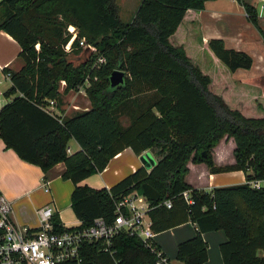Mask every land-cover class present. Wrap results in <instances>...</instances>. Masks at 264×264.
Masks as SVG:
<instances>
[{
  "label": "trees",
  "instance_id": "16d2710c",
  "mask_svg": "<svg viewBox=\"0 0 264 264\" xmlns=\"http://www.w3.org/2000/svg\"><path fill=\"white\" fill-rule=\"evenodd\" d=\"M239 1L264 44V16ZM204 2L140 0L125 22L116 0H0V30L17 41L22 61L18 70L4 69L10 85L3 95L11 99L0 107V139L37 165L44 179L56 164H64L60 177L73 183L70 200L78 227H89L97 217L110 221L117 199L138 190L152 206L148 215L154 232L186 221L196 226L195 235L177 245L176 259L184 264H204L202 233L219 229L226 235L219 245L223 264H264V187L250 185L264 178V94L232 78L235 70L252 66L248 53L202 35L201 46L196 45V11ZM69 25L77 35L67 52ZM81 38L94 54L73 63L69 53L80 51ZM100 56L105 61L98 64ZM115 68L126 77L123 85L111 88L108 76ZM86 80L88 109L69 116L45 109L50 99L58 108L62 95ZM224 136L235 143L234 163L216 165L212 148ZM70 139L79 149L68 154ZM125 148L136 155L150 150L156 162L108 189L79 183L104 170ZM190 161L205 163L210 173L242 170L246 181L195 189L185 180ZM185 190L191 203L182 196ZM52 221L61 230L56 213ZM112 250L83 243L82 264H156L155 253L135 236H116Z\"/></svg>",
  "mask_w": 264,
  "mask_h": 264
},
{
  "label": "crops",
  "instance_id": "0c3cea01",
  "mask_svg": "<svg viewBox=\"0 0 264 264\" xmlns=\"http://www.w3.org/2000/svg\"><path fill=\"white\" fill-rule=\"evenodd\" d=\"M207 1L205 0L204 8L200 11L202 23L203 19L207 20L203 23L202 37L205 40L220 38L224 41L226 48L248 53L253 59L252 66L249 69L239 68L233 74L235 78L244 82L259 83L264 94V56L260 54L261 51H264V44L258 32L247 20L242 2L227 0V6H224L223 2L213 0L214 8H210V12L205 14ZM242 1L254 6L259 15L264 16V0ZM219 21L224 23L218 30L214 24ZM19 52L20 46L17 41L7 32L0 30V107L11 99V97L7 98L3 95V91L10 85L8 74L4 69L18 70L22 66V61L18 57ZM253 52L258 53L260 58L258 63L255 61ZM63 86L64 84L61 83L60 90L63 89ZM74 92L75 95L72 97L68 93L62 95V103L57 108L60 115L69 116L75 111L89 108L90 102L87 96L78 91ZM78 95L86 96V98H81L84 103L83 107L76 101ZM68 96L70 98L67 102L65 97ZM121 121L126 124L127 119L121 117ZM68 146L72 147V152L79 149V145L73 139L68 141ZM226 147H229L228 154ZM234 147L235 143L232 138L225 136L220 139L218 144L212 148L214 163L216 165L233 164ZM146 151L150 150H145L142 153ZM141 154L136 155L130 148H125L109 160L104 170L88 176L79 183L97 189H108L141 166L150 170L152 165L144 166L139 158ZM152 157L154 156L152 155ZM154 160L156 161L155 158ZM187 166L189 171L185 180L195 189L208 191L213 187L242 184L246 181L245 173L242 170L210 173L207 165L203 162L193 163L190 161ZM63 169L62 162L56 164L49 170L47 179H44V173L37 165L19 158L12 149L5 148L0 139V193L10 202V217L14 224L36 228L39 225L37 209L50 205L63 226L75 227L79 225L80 221L71 208L70 196L73 183L60 177ZM154 233L153 241L166 256L169 264H184L176 259L177 245L193 237L196 233V226L192 222L186 221ZM202 237L207 244V260L204 264H223L219 250L220 243L226 240L223 230L207 231L202 233ZM259 254L261 255L262 251H259Z\"/></svg>",
  "mask_w": 264,
  "mask_h": 264
},
{
  "label": "built area",
  "instance_id": "2783aa9c",
  "mask_svg": "<svg viewBox=\"0 0 264 264\" xmlns=\"http://www.w3.org/2000/svg\"><path fill=\"white\" fill-rule=\"evenodd\" d=\"M67 30L70 38L64 45V50L69 52L77 29L69 25ZM79 46L90 48L84 38L79 40ZM104 61L102 56L97 59L98 64ZM61 83L64 84L63 81ZM87 86L88 80L76 91L86 95ZM45 109L58 113L56 101L53 99L48 100ZM66 152L72 153L69 146ZM250 185L254 188L264 187V178L252 180ZM182 196L188 203L192 202L189 190L183 191ZM163 204L170 207L169 200H165ZM151 208L144 195L138 190H132L117 199L110 221L97 217L89 227L76 226L71 229L59 222L61 230H56L52 221L53 208L45 205L37 209L39 225L31 228L14 224L10 217V202L0 193V264H59L69 261L82 264L80 253L83 243H98L103 251L113 253V239L120 234L139 238L155 253L156 264H169L160 249L152 245L155 233L148 215Z\"/></svg>",
  "mask_w": 264,
  "mask_h": 264
},
{
  "label": "rangeland",
  "instance_id": "374dc122",
  "mask_svg": "<svg viewBox=\"0 0 264 264\" xmlns=\"http://www.w3.org/2000/svg\"><path fill=\"white\" fill-rule=\"evenodd\" d=\"M139 1L140 0H116V3L118 4V6H119V15H120V18H121V20L122 21H125V22H129V21H131V19H132V17H133V13H134V11H135V9H136V7H137V5H138V3H139ZM219 1H221V2H223L224 3V6H227V0H219ZM213 0H208L207 1V3H206V7H207V10H206V12H205V14L206 13H209L210 11H209V9L210 8H214L213 6ZM195 13V12H194ZM205 16V15H204ZM196 17H197V20L199 21V28H198V35L199 36H196V37H194V39H195V41H196V45L199 47V46H201V34H202V32H203V23H205L207 20L206 19H203V23H202V20L200 19V11H196ZM224 22L223 21H219V22H217V23H215L214 24V27L215 28H217L218 30H219V28H221V24H223ZM208 25H210V23H207ZM208 28H209V26H207ZM255 29V28H254ZM199 30H200V32H199ZM256 30V29H255ZM179 33H182V31L181 30H179ZM178 37L180 38V39H183V36L181 35V34H179L178 35ZM87 45H89V44H87ZM37 46L38 45H36V48H37ZM90 46V45H89ZM201 50H203V49H201ZM94 52V47H91L90 46V48H88V47H85V48H81L80 49V51H78V53L77 54H75V53H69V59L73 62V63H78V62H80V61H82V60H84V59H86L90 54H94L93 53ZM202 53H203V51H201ZM205 53V52H204ZM260 54H262V56H264V51H261L260 52ZM253 56H254V58H255V61H256V63H258L259 62V60H260V58L258 57V53L257 52H253ZM198 59H200V58H198ZM200 62H198L201 66H202V63H201V59L199 60ZM255 70H258L257 68H255ZM232 78H234V79H236V80H238V81H240V82H244V81H242V80H239V79H237V78H235V75L234 74H232ZM244 83H247V82H244ZM248 84H251V83H248ZM252 85H255V86H258L259 88H260V84L259 83H256V84H252ZM68 95L69 96H73V95H75V92L74 91H69L68 92ZM65 97V99H66V101L70 98V97ZM83 96H81V95H78L77 96V100L76 101H78L79 102V105L81 106V107H83V105H84V103L82 102V100H81V98H82ZM83 98H86V96L85 97H83ZM68 102V101H67ZM70 113V111L68 112V114ZM227 137V136H226ZM223 138H225V136L224 137H222L221 139H223ZM227 138H231V137H227ZM229 140V139H228ZM72 146V145H71ZM72 148V147H71ZM226 151H227V154H228V151H229V147H226ZM151 155H152V153L150 152V151H148ZM153 158H155V157H153ZM156 162V161H155ZM155 162H154V164H155ZM153 164V165H154ZM152 165V166H153ZM166 257V256H165Z\"/></svg>",
  "mask_w": 264,
  "mask_h": 264
},
{
  "label": "water",
  "instance_id": "95a60500",
  "mask_svg": "<svg viewBox=\"0 0 264 264\" xmlns=\"http://www.w3.org/2000/svg\"><path fill=\"white\" fill-rule=\"evenodd\" d=\"M125 77V71L115 68L108 76L110 87L116 88L123 85ZM139 158L144 166L153 165L155 162L154 158L148 151L142 153Z\"/></svg>",
  "mask_w": 264,
  "mask_h": 264
}]
</instances>
